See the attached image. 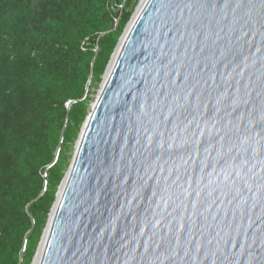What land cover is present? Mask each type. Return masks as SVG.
Here are the masks:
<instances>
[{
    "label": "water",
    "instance_id": "obj_1",
    "mask_svg": "<svg viewBox=\"0 0 264 264\" xmlns=\"http://www.w3.org/2000/svg\"><path fill=\"white\" fill-rule=\"evenodd\" d=\"M35 261L264 264V0L138 1Z\"/></svg>",
    "mask_w": 264,
    "mask_h": 264
},
{
    "label": "trees",
    "instance_id": "obj_2",
    "mask_svg": "<svg viewBox=\"0 0 264 264\" xmlns=\"http://www.w3.org/2000/svg\"><path fill=\"white\" fill-rule=\"evenodd\" d=\"M137 3L0 0V264L31 263L90 88Z\"/></svg>",
    "mask_w": 264,
    "mask_h": 264
},
{
    "label": "rangeland",
    "instance_id": "obj_3",
    "mask_svg": "<svg viewBox=\"0 0 264 264\" xmlns=\"http://www.w3.org/2000/svg\"><path fill=\"white\" fill-rule=\"evenodd\" d=\"M138 1H139V0H138ZM104 72H105V70H104ZM104 72H103L102 75H101L102 78H103ZM102 78H101V81H102ZM101 81L98 82L97 85H94L93 87L90 88L89 96L91 97V103L94 101V99H95V97H96V95H97V92H98V90H99V88H100ZM82 124H83V123H82ZM81 126H82V125H81ZM80 129H81V128H80ZM79 133H80V131H79ZM79 133H78V136H77V138L75 139V141H74V142L71 144V146L67 149V154H68V157H67L68 166H69V164H70V162H71V159H72V156H73V153H74V149H75V146H76V143H77L78 137H79ZM55 160H56V159H55ZM66 171H67V170H66ZM59 187H60V184H59L58 187H57L56 194L58 193ZM47 220H48V217H47ZM45 225H46V224H45ZM44 228H45V227H44ZM43 231H44V229H43ZM42 235H43V232H42ZM42 235H41V237H40V240H41V238H42ZM40 240H39V243H40ZM39 243H38V245H39ZM37 249H38V246H37V248H36V250H35L34 256H33L32 260H31V263H30V264H33V263H34V262H33V259H35Z\"/></svg>",
    "mask_w": 264,
    "mask_h": 264
},
{
    "label": "bare ground",
    "instance_id": "obj_4",
    "mask_svg": "<svg viewBox=\"0 0 264 264\" xmlns=\"http://www.w3.org/2000/svg\"><path fill=\"white\" fill-rule=\"evenodd\" d=\"M34 264H36V261H35V263Z\"/></svg>",
    "mask_w": 264,
    "mask_h": 264
}]
</instances>
